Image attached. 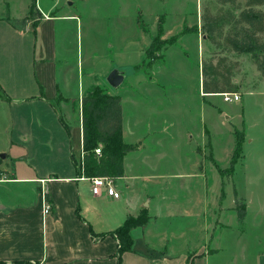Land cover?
<instances>
[{
  "label": "crops",
  "instance_id": "crops-1",
  "mask_svg": "<svg viewBox=\"0 0 264 264\" xmlns=\"http://www.w3.org/2000/svg\"><path fill=\"white\" fill-rule=\"evenodd\" d=\"M199 1L197 0L198 3ZM35 2L37 14L32 19L29 16V0H0V105L8 116V124L2 129L5 141L0 152H5L3 154L7 157L9 150L19 148L22 156L25 150L30 155L26 159L20 157L21 163L25 162L26 166L17 171L9 172L0 165V191L6 196L0 198V262L264 264V243H261V249L255 256H247L245 248L238 256L236 249H227L222 243V237L231 233L227 229L230 225L225 222L226 214L223 217L222 211L215 208V205L214 210L211 208L212 214L219 211L216 212L218 216L215 227L210 226L212 224L209 218L212 214L208 216L206 223L204 208L202 207L203 212L199 210V204H203L206 194L204 164L208 163L198 147L203 149L205 144L196 143L194 147L193 152L199 155L194 165L196 172L193 174L173 168L176 163L180 164L178 143L170 140L164 146L156 140L157 142H150L155 147L148 146L147 139L155 138L157 127L141 126L144 102L140 99L149 97L153 87L163 84L152 78L153 75L148 77L140 70L142 67L136 66L142 62L144 51L151 42L145 39L133 41L137 46L133 51L136 53V62L130 65L129 75L125 68L116 65L111 58L106 69H99L96 63L98 53L90 42L83 47L82 38L79 40L81 17L74 13H58L60 1L57 0L45 8L39 1ZM6 15L11 20L27 19L23 26L14 25ZM197 17L200 20L199 12ZM56 21L75 23L76 34L72 49L75 57L71 65L67 64L66 56L70 48L65 44V36H60L59 39L56 37ZM43 22L48 28H42ZM193 24L196 28L192 27L179 35L176 42L180 40L184 44L190 38L196 39L200 55L204 35L201 34L199 24ZM171 29L164 27V34L171 37L180 33L183 28L176 32ZM40 35L41 44H38ZM171 46L165 48L164 55L171 53ZM117 53L120 54L118 50ZM181 57L184 56L181 54ZM59 61L63 63L60 65ZM115 66L124 71V80L129 78L127 85L132 86L135 97L128 98L107 84L106 76ZM198 67V84L202 97L215 94L220 96L218 93L204 94L201 91V59ZM161 69L159 66L153 72ZM168 83L171 82L167 81ZM96 88L120 98L122 140L136 146L123 155V175L113 181L120 193L119 198H113L104 192L95 195L91 192L88 180L77 178L80 173L75 160L82 151L81 98ZM177 89L171 87L169 91L176 92ZM130 103L135 112L132 121L127 118L125 111L126 104ZM203 107L202 105V109ZM66 117L71 118L79 130L80 149L77 156L67 137L63 140L61 136L58 142L52 138L53 130L60 132V135L69 131L64 120ZM205 128L204 126L203 137ZM167 130L165 127V131ZM206 145L211 151L210 142ZM161 164H165L164 171L159 168ZM209 164H213L218 171L219 167L213 159L209 160ZM233 168L228 177L232 178ZM220 169L217 173L213 171L217 182L226 176L223 168ZM191 178L196 179L197 185L188 195ZM192 186L194 185L191 188ZM233 190L234 187H231V191ZM187 195L197 202L193 205L196 211L184 200ZM44 200L50 205L48 213H44ZM228 209L234 210L237 220L234 196ZM246 213L245 203V216ZM190 214L196 221L189 222ZM142 215L145 223L135 225L129 231L131 248L118 253V243L113 232L127 219ZM222 217L224 222L221 221ZM161 219L164 220L162 223ZM236 235L234 233L232 239L239 242L241 235Z\"/></svg>",
  "mask_w": 264,
  "mask_h": 264
},
{
  "label": "rangeland",
  "instance_id": "rangeland-1",
  "mask_svg": "<svg viewBox=\"0 0 264 264\" xmlns=\"http://www.w3.org/2000/svg\"><path fill=\"white\" fill-rule=\"evenodd\" d=\"M38 1L45 8L56 0ZM57 1H60L57 7L58 13H74L81 17L82 26L81 29L78 28L79 40L81 37L83 47L90 42L92 48L98 53L96 63L99 69H106L111 58L114 59L116 65H120L122 69L125 68L126 74L129 75L131 73L130 65L136 62V53L133 51L136 50L137 46L133 41L137 39L144 41L145 39L152 43L156 35L157 40L148 46L147 52L150 54V58H146L144 69H140L144 73L150 70V75H153L152 78L163 84V86L156 85L157 88L153 87L149 97L140 99L144 102L142 105L144 107L142 109L144 119L141 126L157 127V132L154 134L155 138L147 139L148 146L155 147L150 142L156 140L162 142L164 146L170 140L178 143L180 164L176 163L173 168L175 170L180 169L183 173L188 171V173L193 174L196 172L194 165L199 155L193 152L194 147L196 143L205 144L203 149L198 147V151L204 153V158L208 163L207 165L204 164L206 194L203 204H199V210L203 212L204 208L205 221L208 223V216L213 213L211 208L213 207V210L216 207L220 208L222 216L224 217L226 214L225 222L230 225L227 229L231 231L230 234L226 233V236L222 237V243L226 245L227 249H236L238 256L242 254L243 248H245L247 256H255L261 249V243H264V78L256 71L250 60V55H234L223 52L219 48L214 49L204 34L202 45L200 44V55L198 54L196 39L192 40L191 38L189 40H192L191 42L188 41L184 44L180 40L178 43L175 42L169 48L171 53L167 52L164 55V50L167 47L165 45L170 36L164 34L163 28L167 26L168 29L172 28L171 30L176 32L183 27H195L196 25L193 23L197 22V26L199 24L201 29V15L204 6L207 4L212 6L216 1L200 0L199 3L197 0ZM197 3L199 5L196 12ZM261 9L264 10V6ZM198 12L200 20L197 17ZM54 23L56 37L59 39L60 36H65V44L70 48L66 57L68 59L67 64L71 65L75 57L72 53L76 34L75 23L73 21H56ZM42 28H48L45 22H43ZM39 38L38 44H41V35ZM117 50L120 54L117 53ZM162 54L163 59L160 62L158 58L162 57ZM181 54L184 57H181ZM223 56H226V64L235 63L234 66L232 65V77L237 80L233 79V82L235 84L238 82L235 92L239 95L242 92L238 101L226 102L221 95L217 94L203 98L199 91L198 65L200 59L201 63H206L210 59L216 63L217 58ZM149 61L156 62L152 64V68L148 69L147 62ZM62 63L61 61L58 62L60 65ZM159 66L162 67L161 71L154 73V69ZM146 75L148 76V74ZM167 81L171 83L167 84ZM127 82H129L128 77L115 90L122 92L128 98L135 97L136 94L132 86L129 87ZM171 87L178 89L176 92H172L169 91ZM202 105L204 106L203 109ZM125 111L127 118L132 121L135 118L133 104H126ZM64 120L69 131L67 132L65 129L66 131L64 130L65 132L60 135V132L53 130L52 138L58 142L61 136L63 140L64 137H67L68 143L71 140L73 151L77 156L80 149L78 127H75L71 118L66 117ZM7 124V113L0 105V148L5 141V134L2 129ZM204 126L206 128L203 137ZM162 127L164 128L162 129ZM165 127L168 128L167 131H165ZM236 132H243V141L241 152L233 166L231 178L228 177L231 171L229 158L235 145ZM207 142H210L211 151L206 145ZM98 146L102 148L103 144L98 143ZM8 152L7 157H0V165L7 171H17L26 164L24 161V163L20 161L22 151L19 148ZM3 153L5 152H0V154ZM28 156H30L28 150H25L22 157L26 159ZM211 159L219 167L218 171L213 164H209ZM159 168L164 171L165 164H161ZM220 168H223L222 170L227 177L224 176L221 181L217 182L216 176L213 174L215 171L216 173L219 172ZM189 184L188 195L192 189L196 188V179H189ZM191 185L194 186L191 188ZM231 187H234L237 196L247 204L246 216L241 220H236L234 210L228 209L233 203ZM188 195L184 200H187L190 207L192 206V209L196 211V207L193 205L197 202ZM5 197L4 192L0 191V198ZM216 212L219 211L216 210ZM216 212L209 218L212 224L210 226H215L217 223L216 216L218 213L216 214ZM223 217L221 221L224 222ZM188 220L190 223L196 221L191 214ZM135 221L145 223L144 216L138 217ZM163 221L161 219L160 223ZM234 233L237 234L236 236L241 235L239 242L232 239ZM224 254L227 253L224 252Z\"/></svg>",
  "mask_w": 264,
  "mask_h": 264
},
{
  "label": "trees",
  "instance_id": "trees-1",
  "mask_svg": "<svg viewBox=\"0 0 264 264\" xmlns=\"http://www.w3.org/2000/svg\"><path fill=\"white\" fill-rule=\"evenodd\" d=\"M213 5H205L201 15V30L214 49L234 55L248 54L257 71L264 76V0H215ZM213 8V9H212ZM30 18L37 14L35 0L30 1ZM14 25L23 26L27 17L11 20ZM138 22V21H137ZM35 24V22H34ZM191 28L183 27L182 31L171 36L166 46L174 44L179 35ZM157 37L153 38V42ZM150 44V45H151ZM147 47L142 62L137 67L144 69L146 58H150ZM149 54V55H148ZM159 61L163 59L158 58ZM157 59V60H158ZM156 60V59H155ZM154 61V60H153ZM149 61L148 69L155 62ZM159 62V63H160ZM235 63L232 65L234 66ZM226 64V56L217 58V62L208 60L201 63V91L207 93L235 92L237 87L233 82V66ZM150 77V70L145 72ZM82 105V150L84 152V173L86 176H106L115 180L123 175V155L136 148L122 140V116L120 98L111 95L103 89H93L81 98ZM235 145L230 158V168H233L238 154L241 152L243 132H236ZM103 144L101 153L96 155L94 149L97 144ZM237 219L245 216V203L233 190ZM47 197V194L45 195ZM137 219V218H136ZM127 219L114 232L118 243V253L131 248L132 239L130 229L135 225H142L143 221ZM19 262L16 264H24ZM0 264H4L0 262Z\"/></svg>",
  "mask_w": 264,
  "mask_h": 264
},
{
  "label": "built area",
  "instance_id": "built-area-1",
  "mask_svg": "<svg viewBox=\"0 0 264 264\" xmlns=\"http://www.w3.org/2000/svg\"><path fill=\"white\" fill-rule=\"evenodd\" d=\"M223 100L226 102L238 101L240 99V95L236 92H224L220 93ZM96 155L101 153V147L98 146L94 149ZM83 150L80 152L79 157L75 160L77 169L80 175L77 177L78 179H86L90 183L91 192L95 195H100L103 192L111 196L113 198H119L120 193L116 190L113 180L106 176H86L84 173V161H83ZM50 210V205L47 200H44V213H48Z\"/></svg>",
  "mask_w": 264,
  "mask_h": 264
},
{
  "label": "water",
  "instance_id": "water-1",
  "mask_svg": "<svg viewBox=\"0 0 264 264\" xmlns=\"http://www.w3.org/2000/svg\"><path fill=\"white\" fill-rule=\"evenodd\" d=\"M124 77L123 70L113 68L106 76V82L111 88H116L122 83ZM0 157H4V154H0Z\"/></svg>",
  "mask_w": 264,
  "mask_h": 264
}]
</instances>
